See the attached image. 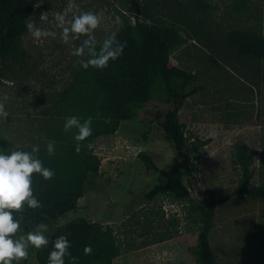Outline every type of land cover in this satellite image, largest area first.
<instances>
[{"label": "rangeland", "instance_id": "rangeland-1", "mask_svg": "<svg viewBox=\"0 0 264 264\" xmlns=\"http://www.w3.org/2000/svg\"><path fill=\"white\" fill-rule=\"evenodd\" d=\"M28 1L36 4L28 22L56 30L54 13L66 8L68 0ZM203 1L209 6L198 0H75L79 9L101 17L95 30L98 41L135 24L134 5L143 23L159 20L179 26L183 41L172 50L171 61L195 75L189 85L195 93L180 115L189 142L199 146L187 156L166 139L154 114L166 99L158 86L134 118L123 120L113 134L96 136L87 147L100 162L98 172L86 175L76 209L56 220H41L48 224L49 241L59 226L83 217L113 227L120 249L113 264H196L200 224L184 200L168 194L147 197L165 176L147 168L141 154L151 156L162 169L184 162L191 194L207 204L237 186L241 171L236 153L247 143L258 150L252 184L264 185V62L242 60L225 39L241 27L264 30V0ZM47 11L48 19L40 20V13ZM22 41L29 54L27 63L11 64L7 77H0V103L9 113L0 120V141L42 148L49 141L46 128L58 116L56 100L73 85L81 68L71 55V47L80 41L64 44L59 37H49L34 42L28 30ZM261 225L264 199L233 196L219 206L210 234L215 264H257L254 260L264 256L256 254ZM38 250L31 248L19 264H39Z\"/></svg>", "mask_w": 264, "mask_h": 264}, {"label": "trees", "instance_id": "trees-1", "mask_svg": "<svg viewBox=\"0 0 264 264\" xmlns=\"http://www.w3.org/2000/svg\"><path fill=\"white\" fill-rule=\"evenodd\" d=\"M198 2L209 6L203 0ZM132 8L136 15L135 24L127 25L117 35V39L125 44L123 54L117 60L110 61L104 69L80 68L73 85L56 100L58 116L55 117V123L46 128L48 140L55 143V154L49 156L46 152L45 146L49 141L44 143L39 153L45 166L52 168L55 175L50 180H44L34 174V194L40 199L41 207L25 208L23 232L35 228L44 217L56 220L60 215L77 208L86 175H95L100 164L92 156V151H87L88 144L92 145L98 135L116 132L123 120L134 118L137 108L152 99L158 86L163 88L166 99L154 114L161 121L166 139L187 156L199 146L197 141L189 142L186 122L180 115L188 97L195 93V89H189V85L195 81V75L171 61L172 50L183 41L181 30L174 23L159 20L143 23L138 8L135 5ZM35 10V2L28 0H8L0 4V77H7L11 64L27 63L29 54L22 40L28 30L26 24L29 16ZM225 39L242 60L264 62V30L241 27L228 32ZM70 115L92 119L93 134L81 142L79 152L75 150L77 142L73 139V133L63 130L62 119ZM0 146L8 145L0 141ZM24 149L30 150L31 146ZM257 154L258 150L247 143L239 146L236 161L241 178L237 186L207 204L191 194L185 183L184 162L170 169H162L151 156L141 154L147 168L160 171L165 176V182L155 185L147 197L152 199L168 194L174 199L184 200L189 212L197 218L200 228L194 247L196 264H215L216 255L210 234L215 227L219 206L233 196L264 199V185L252 184ZM59 235L68 237L72 256L77 258L73 261L65 257L66 264H113L120 254L113 227L79 217L54 231L49 245L37 251L39 264H47L51 242ZM256 235V254L259 256L264 252V225L258 227ZM85 245L92 246L90 254H84ZM254 262L264 263V256L260 255Z\"/></svg>", "mask_w": 264, "mask_h": 264}, {"label": "clouds", "instance_id": "clouds-1", "mask_svg": "<svg viewBox=\"0 0 264 264\" xmlns=\"http://www.w3.org/2000/svg\"><path fill=\"white\" fill-rule=\"evenodd\" d=\"M39 19L47 20L48 11L41 12ZM54 21L56 30L40 27L34 20H30L26 27L34 42L49 37H59L64 44L79 40L78 44L71 47V55L77 58V63L85 70L90 67L104 69L110 61L117 60L123 54L125 44L117 39L116 33L106 36L102 41L97 40L95 30L101 23V17L94 11L79 9L75 0H68L66 8L55 12ZM8 116L5 105L0 103V120ZM63 130L73 133V139L77 142L75 150L79 152L81 142L93 134L92 119L67 116ZM88 147H91L90 143ZM46 152L49 156L55 154L54 142L46 144ZM39 153L38 144H33L30 150L12 146L11 142L7 147L0 146V264H19L27 259L31 248L40 249L50 243L46 235L49 231L47 222H41L21 234L25 208L41 207L40 199L34 194V174L44 180H50L55 175L52 168L45 166ZM70 249L68 237L57 236L51 242L47 264H66L65 257L75 261L77 258L72 256ZM91 252L92 246L85 245L84 254Z\"/></svg>", "mask_w": 264, "mask_h": 264}]
</instances>
